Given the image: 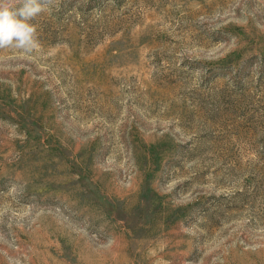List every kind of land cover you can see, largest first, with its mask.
Here are the masks:
<instances>
[{
	"label": "rangeland",
	"instance_id": "374dc122",
	"mask_svg": "<svg viewBox=\"0 0 264 264\" xmlns=\"http://www.w3.org/2000/svg\"><path fill=\"white\" fill-rule=\"evenodd\" d=\"M0 48V264H264V0H42Z\"/></svg>",
	"mask_w": 264,
	"mask_h": 264
},
{
	"label": "clouds",
	"instance_id": "9594fccd",
	"mask_svg": "<svg viewBox=\"0 0 264 264\" xmlns=\"http://www.w3.org/2000/svg\"><path fill=\"white\" fill-rule=\"evenodd\" d=\"M43 10L42 0H0V48H38L36 26L31 21Z\"/></svg>",
	"mask_w": 264,
	"mask_h": 264
}]
</instances>
